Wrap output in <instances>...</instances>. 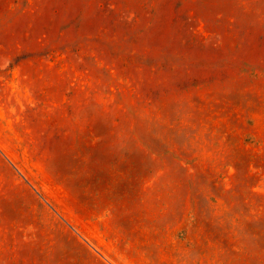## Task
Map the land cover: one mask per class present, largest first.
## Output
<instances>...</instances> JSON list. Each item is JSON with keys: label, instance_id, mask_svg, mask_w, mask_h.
<instances>
[{"label": "rangeland", "instance_id": "1", "mask_svg": "<svg viewBox=\"0 0 264 264\" xmlns=\"http://www.w3.org/2000/svg\"><path fill=\"white\" fill-rule=\"evenodd\" d=\"M0 264H264V0H0Z\"/></svg>", "mask_w": 264, "mask_h": 264}]
</instances>
